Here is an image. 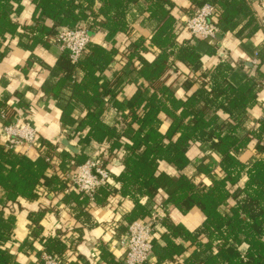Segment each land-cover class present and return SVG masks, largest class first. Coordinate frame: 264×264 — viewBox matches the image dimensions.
Returning <instances> with one entry per match:
<instances>
[{
	"label": "trees",
	"instance_id": "trees-1",
	"mask_svg": "<svg viewBox=\"0 0 264 264\" xmlns=\"http://www.w3.org/2000/svg\"><path fill=\"white\" fill-rule=\"evenodd\" d=\"M8 1L0 0L2 38L6 34L14 35L19 27ZM85 1L87 4L94 3L93 0ZM101 1V14L109 13L108 17L116 13L118 18L125 10V0ZM147 2L150 17L165 20L168 12L160 7L162 1ZM36 3L43 15L55 23L47 29L41 28L38 32L40 36H55L59 28L74 29L86 21L91 23V27L99 25L95 13L76 0H36ZM202 3L203 0H194L196 6ZM227 18L224 17L218 26L221 32L235 28ZM173 24L175 19L172 17L164 21L151 39V44L160 49L161 54L152 62L143 61L142 73L150 86L155 87L175 62L170 55L176 47ZM101 25L108 30L107 40L113 39L119 31H125L124 24L108 18L106 22L104 18ZM35 27L32 32H35ZM44 30L47 35H44ZM178 48L180 55L177 60L191 67L194 74H187L184 85L191 89L195 75L199 73L197 77L201 80V87L186 99H178L170 86L164 84L148 96L136 92L127 104L113 99L117 94L113 82L102 79L113 61V51L91 42L77 63L72 62L67 53L63 54L57 63L63 77L53 94L57 96L68 89L71 98L55 99L62 110L61 123L73 130L70 140L85 134L84 137H77L78 146L88 147L92 142L101 144L110 157L106 164L115 156H122L124 168L115 177L121 185L120 189H112L111 181L105 183L96 193L94 202L103 204L110 195L118 192L132 199L135 207L126 218V233L133 222L145 220L153 212L152 206L143 205L140 199L146 196L154 199L160 190H164L169 204L182 213L199 208L205 215V221L195 235L184 230L181 233L189 235L197 246L185 264H264V119L259 121L257 128H250V111L260 105L258 94L264 90V74L257 73L256 78L234 87L224 79L223 68H218L210 86L208 71L202 69L201 56L195 47L182 45ZM225 63L223 67H227ZM79 71L84 73L80 82L76 79ZM78 110L84 113L82 117L76 116ZM2 113L6 114L4 126L16 115L6 99H0V118ZM164 118L168 121L165 129ZM2 139L0 133V264H20L8 250L16 218L13 214L7 216V209L19 199L38 200L45 195V190L48 194L64 192L67 188L66 170L84 164L88 156L85 153L73 154L61 149L59 143L44 139L41 156L33 160L7 148ZM252 140L257 142L255 149L258 156L244 163L240 155L248 149ZM206 143L221 156L219 178L212 175V168L199 169L211 176V184L198 183L186 174L173 179L160 170L161 162H165L184 172L191 164L188 157L191 146ZM58 149L62 150V161ZM244 177L247 180L241 185ZM90 201L84 193L75 190L64 197L66 204H72L78 220L87 216L86 208ZM44 214V211L29 213V226L33 228L31 237L40 241L45 253L67 262L68 251H74L77 244L71 241L68 245L63 232L56 236H44L41 225ZM166 218L162 221L170 234L175 237L180 235L183 228L168 223ZM77 232L82 233L80 229ZM202 235L207 242L199 240ZM34 241L30 243L26 240L20 251L25 252V247L33 249ZM153 243L159 262L176 261V256L184 251L182 246L170 242L163 248L155 238ZM202 254L206 257L201 258ZM35 264H43L41 255H38Z\"/></svg>",
	"mask_w": 264,
	"mask_h": 264
},
{
	"label": "crops",
	"instance_id": "crops-1",
	"mask_svg": "<svg viewBox=\"0 0 264 264\" xmlns=\"http://www.w3.org/2000/svg\"><path fill=\"white\" fill-rule=\"evenodd\" d=\"M76 1L83 7L88 6L95 13L94 17H97L99 24L97 26L91 27V23L87 21L82 23L91 27L89 28L91 42L108 51H113V61L102 75V79L113 82V88L117 93L113 99L124 104H127L136 92L140 91L148 96L164 84L170 86L178 99H186L201 87V80L197 77L199 73L195 75V83L191 89L184 85L187 74H194L191 72V67L177 60L180 55L178 47L182 45L195 47L201 56L202 69L208 71L210 86L213 82L211 79L218 68H223L224 79L234 87H239L248 80L256 78L257 73L264 74V0H208L217 7L218 15L214 22L219 27L221 20L226 16L229 17L227 20L229 19L230 23L235 25L233 31H220L223 36L216 40H203L194 36L186 27L185 21L196 6L194 0H161L163 5L160 7L168 12L163 21L150 17L147 0H138L136 3L125 0L123 6L125 10L118 18L116 13H111L110 17H108L109 13L101 14V0H93L92 4H87L85 0ZM8 4L13 9L12 16H15L14 20L19 27L14 35L6 34L5 37H0V99H6L7 104L16 111L10 123L18 121L19 126L30 125L38 134V140L34 145L18 147L15 151L36 160L44 150V139L59 143L61 149L70 151L62 143L64 139H68L69 143L78 149V153L70 151L71 153L76 155L85 153L90 159L103 146L95 142L88 147L78 146V138L84 137L85 134H79L78 138L70 140L69 135H72L73 130L64 127L61 123L62 110L55 99H70L71 91L65 89L57 96L53 94L63 77V72L57 68V63L66 53L52 42L54 36H40L41 33L38 32L41 28L52 27L55 24L54 21L43 15L36 0H9ZM171 17L175 19L174 34H172L176 47L170 51V55L171 60L174 59L175 62L155 87L150 86L142 73L143 61L152 62L161 54V50L151 44V39L164 21ZM104 18L105 22L108 18L110 21L124 24L125 31H119L113 39L107 40L108 30L101 25ZM34 26L37 27L35 32H32L31 29ZM46 33L47 31L44 35H47ZM256 52L259 53L260 59L258 65L252 62ZM224 62L227 67L222 66ZM83 77V72H77L78 82ZM258 99L260 105L250 111V128H257L259 121L264 119V90L259 92ZM83 115L81 110L76 112L78 117ZM163 120V129H165L168 121L166 118ZM4 123L5 120L0 118V133L3 137L2 141L6 143ZM256 143V140H252L248 149L240 155L242 162L249 163L258 156L255 149ZM61 149H58V156L62 161ZM188 157L191 164L184 172L165 162H161L160 170L173 179H179L182 174H186L195 178L198 183L207 185L212 183V178L201 173L200 167L212 168V175L215 178L221 176L219 169L221 156L210 144L192 145ZM108 168L111 171L112 189H120L121 185L115 181V177L119 176L124 168L122 156H115L108 163ZM56 169L55 171H58ZM246 180L247 178L244 177L241 185ZM71 191L73 190H69L68 187L64 192L49 194L45 190V195L36 201L19 199L18 203L10 205L6 215L13 214L16 219L13 235L8 244L9 252L20 264H35L38 255L42 257L44 247L38 239L34 241L31 237L33 228L29 226L28 217L29 213L44 211L41 221L43 235L56 236L63 232L68 245L71 241L77 244L74 251H68L65 264H104V261L125 264V248L122 245V239L126 234L125 227L128 225L126 218L135 207L134 201L121 196L119 192L113 193L103 204L98 205L90 201L86 208L87 216L78 220L73 212L72 204L64 202L65 195ZM140 201L143 205L152 206V211L161 212L163 209V218L167 217L168 223L183 228L180 235L175 237L164 226L162 218L156 225L154 236L156 242L163 248H166L167 243L170 242L182 246L184 251L180 256H176V261L159 262L154 253L148 264H185L193 256L197 246L189 235L181 233L184 230L195 235L196 231L202 227L205 215L199 208H194L187 214L182 213L169 204L164 190H160L154 199L146 196ZM79 229L82 232L80 234L77 232ZM26 240L30 243L34 241L33 249L25 247V252H22L20 247ZM199 240L207 242L203 235L199 237ZM205 257V254H202L201 258Z\"/></svg>",
	"mask_w": 264,
	"mask_h": 264
},
{
	"label": "built area",
	"instance_id": "built-area-1",
	"mask_svg": "<svg viewBox=\"0 0 264 264\" xmlns=\"http://www.w3.org/2000/svg\"><path fill=\"white\" fill-rule=\"evenodd\" d=\"M218 15L214 3L203 0L199 6H195L192 13L187 17L185 25L194 35L203 40H216L220 29L214 19ZM54 36L52 42L60 46L67 53L72 62L77 63L87 51L91 43L90 31L86 24H80L74 29L63 28ZM254 65L260 64L259 53H255L252 60ZM3 120L6 114L2 113ZM4 134L7 136L6 146L9 149L18 147H31L38 140L37 131L30 125L19 126L18 121L4 126ZM110 159L102 147L93 157L84 164L74 169L66 170L65 179L67 187L84 193L91 202L95 201V195L99 189L111 181V171L106 164ZM113 160V159H112ZM164 211L161 209L152 212L146 220L133 222L122 239L125 248V264H148L154 256V243L156 225L162 220ZM43 264H65L60 258L43 253Z\"/></svg>",
	"mask_w": 264,
	"mask_h": 264
},
{
	"label": "water",
	"instance_id": "water-1",
	"mask_svg": "<svg viewBox=\"0 0 264 264\" xmlns=\"http://www.w3.org/2000/svg\"><path fill=\"white\" fill-rule=\"evenodd\" d=\"M63 28H60V30H62ZM222 34H218V36H217V38H222ZM62 143H63V145H65L70 151H72V152H74V153H78V149L76 148V147H74V146H72L70 143H69V141H68V139H64L63 141H62Z\"/></svg>",
	"mask_w": 264,
	"mask_h": 264
},
{
	"label": "rangeland",
	"instance_id": "rangeland-1",
	"mask_svg": "<svg viewBox=\"0 0 264 264\" xmlns=\"http://www.w3.org/2000/svg\"><path fill=\"white\" fill-rule=\"evenodd\" d=\"M190 15V14H189Z\"/></svg>",
	"mask_w": 264,
	"mask_h": 264
}]
</instances>
